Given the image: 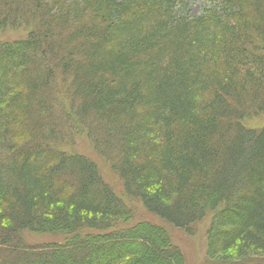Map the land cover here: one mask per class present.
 <instances>
[{"label": "trees", "instance_id": "trees-1", "mask_svg": "<svg viewBox=\"0 0 264 264\" xmlns=\"http://www.w3.org/2000/svg\"><path fill=\"white\" fill-rule=\"evenodd\" d=\"M9 22L27 36L0 42V264H184L162 226L207 215L205 258L264 264V126L242 123L264 114V0L192 18L173 0H0ZM73 132L115 154L154 222L127 225L97 165L63 149Z\"/></svg>", "mask_w": 264, "mask_h": 264}, {"label": "rangeland", "instance_id": "rangeland-1", "mask_svg": "<svg viewBox=\"0 0 264 264\" xmlns=\"http://www.w3.org/2000/svg\"><path fill=\"white\" fill-rule=\"evenodd\" d=\"M173 2L176 4L177 11L182 12V16L192 18L201 14L205 8H208L211 4L217 2V0H173ZM8 27L9 25L6 26V28ZM10 27H12L13 29H10ZM10 27L8 30H5L3 32L0 31V42L6 40L14 41L17 39L25 38L27 36V30L23 25L16 24L13 26L10 23ZM57 104H60V106H62L67 111V113H70L71 105L69 99H66V97L63 99L61 96L60 99L57 100ZM248 116L250 117L245 118V120L242 122L244 126L253 129H259L264 126V114L257 116L248 114ZM65 121L66 120H64V122ZM70 121L69 123L72 124V119H70ZM63 130L65 131V128ZM68 137L69 138L66 139L65 147L63 149L81 154L93 161L97 165V169L99 170L101 179L111 187L113 192L118 196V198L121 199L124 205L131 210L130 214L132 212V215H130V220L127 225H131L133 223L139 224L141 221H147L150 223L155 221V216L147 214L146 211L142 209L140 203L130 200L124 194L121 181L112 171L113 163L111 162L116 160L115 154L111 155L108 154V152L97 153V151L91 148L90 141L86 138L87 136L83 134H80L79 136L76 134V132H73L69 134ZM59 143L62 144L61 140L59 141ZM210 217L211 215H207L202 222L193 226V234H187L181 229L164 225V229L170 237L172 246L177 247V249L184 256V264H222L223 260H219L221 259V257L216 260H208L204 257L203 237L205 229L210 223ZM118 227L120 226H117V229ZM84 236H86V232L80 235V239H83ZM21 238L28 246L37 247V245L40 244L62 243L64 237L55 238L47 235L42 237L36 235L35 233H25L21 236ZM130 238V241L125 240L126 243L128 242V246L131 248L137 247L139 239L133 236H131ZM261 261L264 262V257L261 258Z\"/></svg>", "mask_w": 264, "mask_h": 264}, {"label": "bare ground", "instance_id": "bare-ground-1", "mask_svg": "<svg viewBox=\"0 0 264 264\" xmlns=\"http://www.w3.org/2000/svg\"><path fill=\"white\" fill-rule=\"evenodd\" d=\"M162 228H164V226H162ZM165 230V229H164ZM166 231V230H165Z\"/></svg>", "mask_w": 264, "mask_h": 264}]
</instances>
